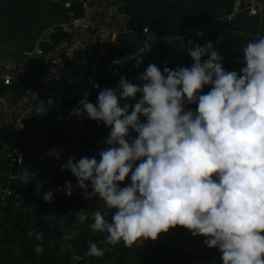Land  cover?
Listing matches in <instances>:
<instances>
[{
	"label": "clouds",
	"instance_id": "obj_1",
	"mask_svg": "<svg viewBox=\"0 0 264 264\" xmlns=\"http://www.w3.org/2000/svg\"><path fill=\"white\" fill-rule=\"evenodd\" d=\"M144 32L135 51L111 64L134 60L139 67L155 36L147 27ZM181 48L192 58L190 66L173 69L164 61L161 70L149 63L137 83L121 75L115 88L100 89L95 103L84 92L81 107L69 116L86 113L109 131L95 155L69 156L61 169L76 177L85 198H99L114 210L110 219L101 210L91 214L88 227L107 234L101 244L131 246L182 225L217 247L222 264H264V35L244 46L239 73L223 67L212 41L189 38ZM205 85L211 87L200 91ZM128 98L136 99L130 104ZM192 103L195 109L186 107ZM47 104L53 105L51 98ZM47 108L41 100L35 112L46 114ZM57 190L71 195L72 181ZM52 197L51 190L43 193L46 201ZM75 214L81 222L87 218L82 210ZM104 252L89 241L85 254Z\"/></svg>",
	"mask_w": 264,
	"mask_h": 264
},
{
	"label": "crops",
	"instance_id": "obj_2",
	"mask_svg": "<svg viewBox=\"0 0 264 264\" xmlns=\"http://www.w3.org/2000/svg\"><path fill=\"white\" fill-rule=\"evenodd\" d=\"M130 14L125 30L116 34L105 44L104 55H98L93 44L76 52L62 70L59 81L46 85L34 100L33 110L22 129V147L25 150L24 167L44 171L52 167L50 157L44 152L50 146L65 140L70 132L75 114L69 116L74 107H81L77 102L88 87V100L95 103L97 94L103 87L115 88L121 75L137 83L135 79L149 63H155L163 69L162 62L175 69L178 65L190 66L192 58L181 48L189 38L194 43L204 44L212 41L214 48L223 57L221 61L226 70L239 73L243 66L242 50L250 40L264 35V13L252 15L246 9L235 10L233 0H118ZM81 11V5L75 1L70 6L52 0H0V61L11 62L21 59L25 52L34 48L42 30L53 24L70 19ZM148 26L157 41H150L151 50L144 53L139 67L134 60L122 65L111 64V61L135 51L137 41H142ZM197 32H202L197 36ZM62 33L57 30L53 39L57 40ZM220 37V39H218ZM48 47V43H43ZM207 59V55L201 60ZM45 59L35 57L26 68L18 82L11 86L18 91L20 85L31 84L43 72ZM113 69H118L114 74ZM94 80L99 87H91ZM211 85H205L200 91L207 92ZM7 89L0 83V95ZM51 98L53 105L48 107ZM133 98H128L130 103ZM44 100L46 114H37L38 103ZM186 107L195 109V103ZM109 128L85 114V129L82 138L88 144L104 146V137ZM8 133L7 126L0 125V184L15 185L20 182L16 176L18 166L9 164L4 142Z\"/></svg>",
	"mask_w": 264,
	"mask_h": 264
},
{
	"label": "trees",
	"instance_id": "obj_3",
	"mask_svg": "<svg viewBox=\"0 0 264 264\" xmlns=\"http://www.w3.org/2000/svg\"><path fill=\"white\" fill-rule=\"evenodd\" d=\"M23 169L27 179L20 177L9 195L0 194V264H222L217 247H208L203 234L193 235L182 225L170 226L155 240L140 238L131 246L123 241L101 244L107 234L88 227L91 214L101 210L110 219L113 209L99 198H85L76 177L56 168L53 160L44 171ZM68 180L73 184L71 195L57 190ZM128 182L126 177L121 184ZM49 190L53 197L46 201L43 193ZM78 210L86 213L82 222L75 214ZM37 232H41L39 239ZM71 233L75 235L65 239ZM89 241L105 248L104 254L86 255Z\"/></svg>",
	"mask_w": 264,
	"mask_h": 264
},
{
	"label": "built area",
	"instance_id": "obj_4",
	"mask_svg": "<svg viewBox=\"0 0 264 264\" xmlns=\"http://www.w3.org/2000/svg\"><path fill=\"white\" fill-rule=\"evenodd\" d=\"M52 1L62 2L65 6H70L77 1L81 5V11L64 22L45 27L35 47L26 51L21 59L11 62L0 61V83L7 87L4 93L0 95V125L8 127L4 149L8 155L9 164L19 167L16 173L19 178H22L23 175L21 169L24 167L25 159V150L22 147V129L33 110L34 100L46 85L61 79L64 65L75 56L76 52L93 44L97 54L104 55L106 53L105 44L112 40L116 34L125 30L130 20V14L122 8L118 0ZM233 1L235 10L244 8L252 15L264 13V0ZM146 27L152 32L148 26ZM57 30L64 37L54 40L53 34ZM157 40L158 38L154 36L152 41ZM45 42L48 43L46 48L43 46ZM37 56H43L45 59L41 76L31 84L20 85L17 92L13 91L11 86L18 82L26 68ZM91 87H93L92 84ZM89 90L90 87L86 89L87 92ZM139 96L140 93H137L136 98ZM136 98H133L130 104L134 103ZM85 114L75 115L67 138L45 150L44 155L52 158L56 168L61 169V164L65 163L69 156L76 159L82 156H92L96 154L95 149L101 148V146L84 142L82 138L85 129ZM143 119L141 116L142 121ZM130 134L136 135L135 132ZM66 171L70 172L69 170ZM11 192V185L0 184V194L3 197Z\"/></svg>",
	"mask_w": 264,
	"mask_h": 264
}]
</instances>
